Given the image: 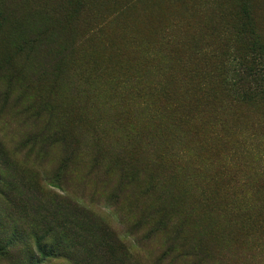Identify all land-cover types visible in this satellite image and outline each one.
Masks as SVG:
<instances>
[{
    "label": "rangeland",
    "instance_id": "374dc122",
    "mask_svg": "<svg viewBox=\"0 0 264 264\" xmlns=\"http://www.w3.org/2000/svg\"><path fill=\"white\" fill-rule=\"evenodd\" d=\"M239 3L0 0V264H264Z\"/></svg>",
    "mask_w": 264,
    "mask_h": 264
},
{
    "label": "trees",
    "instance_id": "16d2710c",
    "mask_svg": "<svg viewBox=\"0 0 264 264\" xmlns=\"http://www.w3.org/2000/svg\"><path fill=\"white\" fill-rule=\"evenodd\" d=\"M249 1L240 0L235 14L236 24L233 27L234 39L240 41L242 54L234 50L229 56L232 65L227 70L234 72V82L228 83L234 91H246L252 97L264 91V63L261 46L253 32V26L249 16ZM256 1L254 0V5Z\"/></svg>",
    "mask_w": 264,
    "mask_h": 264
}]
</instances>
